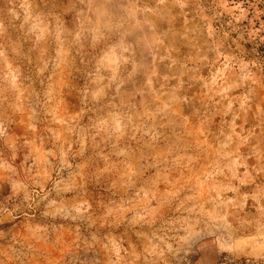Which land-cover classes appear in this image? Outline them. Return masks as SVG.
<instances>
[{
  "label": "rangeland",
  "instance_id": "1",
  "mask_svg": "<svg viewBox=\"0 0 264 264\" xmlns=\"http://www.w3.org/2000/svg\"><path fill=\"white\" fill-rule=\"evenodd\" d=\"M0 264H264V0H0Z\"/></svg>",
  "mask_w": 264,
  "mask_h": 264
}]
</instances>
